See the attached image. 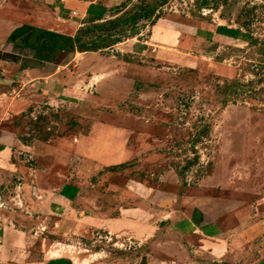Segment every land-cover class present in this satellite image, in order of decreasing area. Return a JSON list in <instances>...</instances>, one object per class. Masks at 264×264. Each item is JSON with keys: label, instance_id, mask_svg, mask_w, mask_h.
<instances>
[{"label": "crops", "instance_id": "0c3cea01", "mask_svg": "<svg viewBox=\"0 0 264 264\" xmlns=\"http://www.w3.org/2000/svg\"><path fill=\"white\" fill-rule=\"evenodd\" d=\"M119 4L0 0V191L6 201L19 200L22 206L14 213L0 207V264H264V197L250 205L240 193L225 196L216 187H181L178 180L151 186L98 179L88 187L86 167L108 169L134 158L124 130L100 125L74 142L61 143L60 151L72 148L81 162L73 165V179L63 174L48 183L30 179L33 170L18 156L31 149L2 126L25 108L28 98L75 102L78 89L85 87L88 103L97 72L77 58L96 53H75L66 64L40 63L31 50L9 46L8 37L24 25L73 36L89 17L110 19ZM220 24L195 27L160 20L147 28L148 40L138 41L141 30L113 48L138 42L142 49L153 48L159 59L180 60L203 42L233 41ZM13 185L22 196H5ZM98 238L108 248L98 245ZM84 247L87 256L75 251ZM123 247L126 251L114 253Z\"/></svg>", "mask_w": 264, "mask_h": 264}, {"label": "rangeland", "instance_id": "374dc122", "mask_svg": "<svg viewBox=\"0 0 264 264\" xmlns=\"http://www.w3.org/2000/svg\"><path fill=\"white\" fill-rule=\"evenodd\" d=\"M118 1L123 16L150 3L169 23L215 27L220 22L235 37L203 42L192 53L180 55L186 60L159 59L153 48L142 49L138 42L78 56L97 72L88 102L92 107L85 102V87L78 89L75 102L56 104L32 97L2 126L15 131L31 149L18 156L33 170L30 179L48 183L60 174L73 179V165L81 162L72 148L60 151V144L104 125L129 134L134 158L114 170L86 167L88 187L98 179L151 186L178 180L181 187H216L225 196L240 193L245 203L257 205L264 197V0ZM151 22L140 24L146 27L138 41L148 40ZM13 188L5 190V196H22V190ZM7 201L0 191L1 209L21 211L19 200ZM98 241L107 247L104 238ZM75 251L90 254L86 247ZM119 251L126 250L114 253Z\"/></svg>", "mask_w": 264, "mask_h": 264}, {"label": "trees", "instance_id": "16d2710c", "mask_svg": "<svg viewBox=\"0 0 264 264\" xmlns=\"http://www.w3.org/2000/svg\"><path fill=\"white\" fill-rule=\"evenodd\" d=\"M115 8L111 10L110 19L89 17L84 21L83 27L79 28L73 36L24 25L10 34L7 44L17 49L31 50L36 62L66 64L75 53L108 51L117 44L139 34L144 27L140 24L152 20L149 26L152 28L162 20L156 6L150 3H142L137 6L134 13L128 16H123L125 11L122 7ZM217 32L222 34V28H218ZM228 34L230 33L227 32L225 35L234 38ZM26 68L21 65L22 70ZM114 168L116 167L108 169L114 170Z\"/></svg>", "mask_w": 264, "mask_h": 264}]
</instances>
